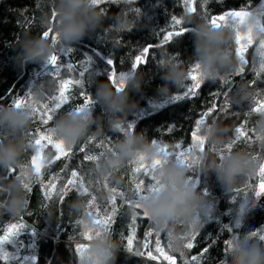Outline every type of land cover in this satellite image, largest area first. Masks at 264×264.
I'll return each mask as SVG.
<instances>
[{
	"label": "trees",
	"instance_id": "1",
	"mask_svg": "<svg viewBox=\"0 0 264 264\" xmlns=\"http://www.w3.org/2000/svg\"><path fill=\"white\" fill-rule=\"evenodd\" d=\"M260 3L261 0H197L195 4L197 12L187 14L184 11L183 0H132L131 3L128 0H105L101 5L94 7L101 14L100 26L89 36L71 45L74 51L64 56V61L77 65L78 72L80 61L85 56L92 54L96 71H103L105 68L103 56H110L114 61L112 67L119 74L131 70L135 56L140 54L143 47L151 44L153 47L150 49V57L146 64L137 69L138 75L142 78L141 91H130L129 94L130 101H135L137 107L127 114H117L122 121V127L126 128L128 123H132L135 131H143L149 141L155 139L161 146L167 144L169 150L174 151L177 143H182L184 147L191 143V131L195 129V121L200 118L203 111L217 102V111L206 117L205 123H216L226 129L223 134L226 145L234 138L235 128L247 121L245 130L247 137H250L252 142H249L247 138L242 139L233 146L232 151L259 153L258 156H261L264 155V151H261L259 141L256 139L257 124L261 116L256 113H252L250 116L245 115L253 106L254 99L240 103L235 102L238 99L237 92L241 86L247 87L254 94V98L257 91L264 88V84L259 82L255 86L251 83L257 79L251 59L254 49H250L246 54L249 63L244 65L245 72L240 76L230 77L234 80V87L230 93L232 103L225 112L220 111L224 104V97L214 95L224 87L220 79L214 82L204 80L201 88L197 90V95L185 101L172 103L171 97L186 91V87L192 83L188 78L179 86L169 83L167 97L157 96V87L164 83L161 79L163 73L159 66V61L163 58L162 54L166 53L170 57H176V60L181 62L186 71H189L190 66L194 63L192 58L194 38L191 33L185 34L182 38H174V42H170L168 45L155 47L161 43L163 36L162 33L156 34L158 28H167L173 14L181 17L184 21L188 16L199 21L205 20L202 18L204 14H208L210 18L211 15H221L225 11L239 10L241 7L250 12H259ZM137 7L141 10L139 15L132 11ZM53 9L54 0H0V96H2L0 104L11 105L14 97L23 95L36 83L44 84L45 92L50 90V86L46 87V85L52 80L47 77L46 73L38 75L46 69L44 64L29 63L21 68L18 53L21 51V44L25 39L42 36V32L47 28L45 16H48L51 23ZM260 19L264 23V17H260ZM124 21L132 22L133 26L122 28L120 25ZM258 38L259 36H257ZM49 41H51L50 38ZM58 47L59 45H57ZM96 51L101 53V57H95L94 52ZM230 51L237 61V66L240 67L235 56L234 39L230 42ZM62 75L64 78H69V75L78 78L75 73L68 74L66 69L62 70ZM32 79L33 84L29 85ZM83 79V87L72 86L68 93L69 104L59 110L54 120L50 121L47 126L41 123L39 115L32 116L26 131V143H30L35 138L34 133L38 127L42 130L50 128L55 120L65 112L82 105L84 97L81 96V92L86 93L95 101V89L100 81L109 83L115 90L108 80L107 74L91 77L86 74ZM56 89L57 85L54 82L51 89L53 95L56 94ZM158 105L159 107H157ZM92 112L96 122L91 125L86 135L72 146L73 154L69 157H62L58 161H45L40 178H37L32 172L31 156L34 154V150L29 147L20 155L19 163L14 167L15 172L11 176L8 174V169H0V187H5L10 182L17 180L16 176L22 170L28 173L24 179L32 187L31 192L24 189L27 203L19 214L14 215L6 210H0V235H2V228L6 227L8 223L23 219L28 225V229L22 232L19 238L23 241L22 248L14 249L11 246H6L10 251H15L17 256L35 255L37 258L35 264H80V257L75 251L76 245L90 243V241L84 240L82 235L85 230L81 223L84 214L91 211L92 215L96 216V205L99 206L101 214H104L105 209L111 210L112 206L108 203L111 193L104 187L102 177L99 185L91 186L90 194L80 195L77 191L72 190L67 193L63 201L55 194L51 200L46 199L44 195L46 189L41 188V181L47 184L55 177H60L59 180L54 181L59 189L66 183L72 170H79L81 174H84L96 169V162L84 160L85 154L79 152L80 147L87 145V154L99 155L101 152L104 153L108 147H114L123 138V132L110 126L109 116L102 111L98 103H94ZM173 124L176 127L169 132L168 129ZM29 133H33V135L30 136ZM0 134H2L0 138H3L4 134L2 132ZM90 137H95L96 140L92 144H87ZM101 142L104 146L97 147V144ZM225 145L223 149L227 151ZM210 147L206 143L205 151H209ZM46 151L50 150L46 149ZM210 155L216 157L215 151ZM131 161H125L121 167L107 174L109 188L115 187L118 191H124L129 196L133 194ZM258 164L259 160H257L254 172L249 176L239 178L234 189L228 192L222 189L214 174L205 176L199 174L196 169L189 172L193 179H198V190L202 194L207 189L209 194L205 198L214 210L209 216L202 217L203 228L199 229L200 235L191 250L183 248L184 258L191 260V257L195 255L200 258V264H220L221 261L227 260L226 240L231 239L238 231L251 232L264 229V197L257 199L253 194L259 182V177L256 175ZM98 175V172L92 171L93 178ZM139 178H143L142 174ZM249 184L252 185V189L247 187ZM238 188L242 191L237 196L235 190ZM245 192L249 199L242 210L241 204L245 202ZM91 195H95L97 200L93 207L89 208L88 202ZM234 196H236L235 199H233ZM6 199L7 193H0V202ZM79 201L85 204V208L77 211L73 208V204ZM117 203L121 204L119 197H117ZM137 211L140 212V210ZM140 214L142 215V212ZM131 218L132 209L126 205L119 207L117 215L114 217V223L108 230L111 238L118 245L116 264H157V261L147 259L146 254L137 257L126 251V237L130 232ZM237 221H239L238 227H236ZM149 223L147 220L140 221L138 219L137 225L134 226L137 230L134 250L146 253L143 240ZM224 225H228L233 231L229 232L223 227ZM32 229L36 230V237L31 236ZM186 233L185 225L182 222H177L174 226V234L184 237L187 236ZM253 239L264 243L257 237ZM33 240H35L34 246L29 247ZM154 246L155 237L153 236L149 245L153 252ZM205 247H208V252L201 257L200 253ZM172 254L177 256V264H183L180 252ZM154 255L158 254L154 252ZM0 264H4V262L0 261ZM9 264H17V262L11 261ZM23 264H34V262L29 259ZM159 264H167V261L161 258Z\"/></svg>",
	"mask_w": 264,
	"mask_h": 264
},
{
	"label": "clouds",
	"instance_id": "2",
	"mask_svg": "<svg viewBox=\"0 0 264 264\" xmlns=\"http://www.w3.org/2000/svg\"><path fill=\"white\" fill-rule=\"evenodd\" d=\"M55 22H49L45 16V24L51 27L58 38L57 45L71 46L84 37L89 36L101 24V14L92 6L91 0H54ZM52 14V12H51ZM259 12H251L243 28L251 27L256 36H262L257 27ZM52 21V20H51ZM185 22L192 25L194 63L199 64V71L203 80L217 81L228 78L238 69L237 61L230 51V42L235 39V32L225 27H213L206 20L195 21L192 16L185 18ZM122 28L132 27V22L124 21ZM52 41L40 37L25 39L18 53L21 68L29 63L44 64L57 50ZM163 63H159L162 71V85L157 87L158 97H167L168 84L182 85L188 77L181 62L168 54H162ZM123 89L119 92L112 86L100 81L95 89V103L109 116L110 126L118 129L122 121L117 114H127L137 107L135 101H130L131 92H139L142 87V78L136 71L123 72ZM44 84L36 83L31 87L34 100L40 101L45 96ZM236 103L251 101L254 94L247 87L241 86L237 92ZM257 124V136L260 137L259 147L264 151V115ZM32 119L30 108H16L12 105L0 104V169H9L17 166L22 152L29 147L26 143V131ZM96 122L92 111L75 109L69 110L55 120L50 131L53 137L63 141L65 146L71 147L86 135L91 125ZM226 129L216 123L201 125L200 135L204 136L210 145L209 151L197 153L192 163L199 174L205 176L214 174L218 183L226 192L232 191L239 178L251 175L257 167L256 157L245 151H223L225 145L224 132ZM215 148L216 157L210 155ZM161 145L149 141L143 131L136 132L134 127L123 133V138L111 150H106L96 162L99 174H110L125 161L143 156L145 161L161 159L162 163L157 170L160 185L154 192L144 194L140 199V208L147 213L153 228L160 232L173 234L172 248L176 252L183 251L185 240L174 234V226L182 222L187 235L198 230L202 217L214 209L205 196L198 190V183L189 172L192 168L188 164H181L174 160L164 161ZM222 157V158H221ZM7 199L0 202V210L11 214H19L25 207L26 195L24 187L18 180H14L3 187ZM73 208L80 211L85 208L82 201L73 204ZM95 216L84 214L81 223L85 230L99 231L93 235L87 251L80 258V264H116L118 245L111 238L109 231L99 228L93 223ZM250 232H237L233 235V242L227 250V260L223 264H264V243L253 239Z\"/></svg>",
	"mask_w": 264,
	"mask_h": 264
},
{
	"label": "snow or ice",
	"instance_id": "3",
	"mask_svg": "<svg viewBox=\"0 0 264 264\" xmlns=\"http://www.w3.org/2000/svg\"><path fill=\"white\" fill-rule=\"evenodd\" d=\"M105 0H91L92 6L96 7L104 3ZM129 3L132 0H128ZM197 0H183L184 11L187 14H194L197 12V7L195 6ZM103 11V9H102ZM132 11L136 12L137 15L140 14V8H134ZM251 14L250 11L246 10L244 7H241L239 10H228L225 11L221 15H211L210 18L208 14L203 15V19L208 21L213 27H225L231 29L235 32V56L237 57L240 67L236 71H234L228 78H221L220 81L224 86L222 90H218L214 95L216 97L223 96L224 104L223 107L220 108V111H227L230 107L232 101L230 99V93L232 91V87H234V80L230 77L240 76L245 72L244 65L249 63V59L246 58V54L249 53L250 49H254L252 53V62L255 70V75L257 77L256 80H253L251 83L255 86L258 82L260 84H264V35L257 36L254 35L253 29L251 27L244 29L243 26ZM260 17H264V0H261L260 3V11L257 19V27L260 33H264V23H262ZM52 22H55V11H52L51 14ZM192 26L186 23L181 17L173 14L171 16L170 22L167 24V28L159 27L156 32L157 35L163 34L162 41L160 44L155 45V47H162L168 45L170 42H174V38H182L185 34L191 33ZM42 36L46 39H51L54 45L58 44V38L56 33L53 31L51 27H47L46 30L42 32ZM153 45L149 44L146 47H143L140 51V54L136 55L133 63L131 65V70L136 71L139 66L146 64L148 58L150 57V49ZM74 49L71 46L65 47L63 45H59L57 50L48 58V60L44 63L45 68H50L51 70L46 73L47 77L50 78L53 82L56 83L57 89L56 94L51 95L47 98V102L44 101H36L33 99L31 90L27 91L23 95L14 97L12 99L11 105L16 108H30L32 112V116L39 115L40 121L44 126H47L50 121L54 120V117L58 113L59 110H62L64 106L69 104V91L73 85L83 87L84 85V77L86 74L91 77L93 75H103L107 74L108 80L115 87L116 91L119 92L123 89V72L117 74L116 70L113 66L114 61L110 56H103V61L105 64V68L103 71H96V66L94 63V56L89 54L85 56L79 64V71L77 72V65L73 63H69L64 61V56L73 53ZM95 57H101V53L99 51L94 52ZM176 59V57H172ZM163 60H160L159 63H163ZM258 64V67L256 65ZM66 69L68 74L75 73L78 78L69 75V78H64L62 75V70ZM192 83L191 85L186 87V91L183 94H177L171 97V102L176 103L177 101H185L186 99H191L197 95V90L201 88L204 80L201 77V73L199 71V64L193 63L190 66L188 77ZM44 86V85H42ZM81 96L84 97L83 103L80 106L75 107L74 109L77 111L87 110L92 111V107L94 105V101L90 96L86 93L81 92ZM2 99V96H0ZM159 107V105L157 106ZM218 109V103L214 102L211 107H209L206 111L201 113L199 119L195 121V129L191 131V143L184 147L182 143H177L175 145V150L170 151L169 146L164 144L161 146L160 151L163 154L164 161L174 160L181 164H188L189 167L195 171V165L192 163L193 159H195V155L197 153H202L205 151L206 139L204 136L200 135L201 125L205 124V119L213 112H216ZM252 113H256L259 115H264V88H261L257 91L256 97L254 98L253 106L245 113L246 116H250ZM247 121L242 123L240 126L235 128V136L234 138L225 145V149L227 151H232L233 146L240 142L242 139L247 138L249 142L251 141L250 137H247V131L245 130V124ZM134 127L132 123H128L127 127H119L118 130L121 132H125L127 130H131ZM176 127L175 124L169 127V132L173 131ZM29 135H33V133H29ZM2 136V134H0ZM35 138L29 143V148L34 150V154L31 156V168L32 172L35 174L37 178L42 176V169L45 165V161H58L62 157H69L73 154L72 146H65L63 141L57 140L53 137L50 128H46L42 130L41 128H37L34 133ZM258 141L260 137L256 138ZM96 140L95 137H90L87 141V144H92ZM157 141L154 139L153 143ZM104 146L103 142L97 144V147ZM54 150V156L49 154L45 155V150L48 148ZM86 147H80L79 152L84 153V160L90 162H97L98 158L103 155L101 152L99 155L95 154H87ZM108 150H111V147H108ZM213 151L215 148L213 147ZM224 149L221 150L223 152ZM222 158V157H221ZM256 160H259L258 171L256 175L259 177V182L255 187L254 196L257 199L264 197V155L257 156ZM162 160L157 158L152 160L150 163L145 161L143 156H138L137 158L131 161V180L133 183V194L129 196L124 191H118L117 188L112 187L109 188L107 180L108 176L104 174H99L95 178L92 176V171L90 170L84 174H81L79 170H72L70 177L67 179L66 183L61 185L59 189L57 188V183L55 180H59L60 177H55L54 180H50L47 184L41 181V188L46 189L44 192L45 198L51 200L53 198V194H55L61 201L65 198L68 192L75 190L80 195L90 194V188L93 184L99 185L101 183V177L104 181V187L109 190L111 193L108 203L112 206L111 210L105 209L104 214L100 213L99 206L96 205V216L93 220V223L97 226V229L103 228L105 230H109L114 223V217L117 215L118 208L126 205L130 209H132V218L130 232L126 237V251L133 256L142 257L147 256V259L152 261H159L161 258L164 261H167V264H177V256L172 253L176 252L172 248V239L173 234L169 232H160L155 230L152 227V222L150 218L147 216V213L141 210L140 208V199L144 198V194L148 192H154L158 189L160 185L159 177L157 175V170L161 165ZM15 172V168H9L8 174L11 176ZM140 174H142L143 178H139ZM28 173L26 171H21L19 175L16 176V179L21 183V185L27 191L31 192L32 187L29 183L25 182L24 177H26ZM198 177V176H196ZM194 181L198 183V179L195 178ZM249 189H252V185H247ZM237 196L240 194L242 189H236ZM0 193H4L3 187H0ZM208 191L205 189L203 191L204 196H208ZM117 197L120 198L121 204L118 205ZM236 196L233 197L235 199ZM248 194L245 192V202L241 204V209L243 210L245 204L248 203ZM97 200L95 195H91V199L88 202L89 208L93 207ZM137 210L142 212V215ZM88 215H92V212H87ZM210 213H206L205 216H209ZM138 219L140 221L147 220L149 221V227L146 229L143 240V247L146 250L145 252L134 250V241L137 239V230L135 225L138 223ZM239 226V221H237L236 227ZM229 232H232L233 229L228 225H224ZM200 228H203V223H201ZM199 228V229H200ZM28 229V225L21 219L18 222L8 223L6 227L2 228V235H0V261H3L4 264H9L11 261L17 262V264H23L24 261L32 260L35 264L36 256H17L15 251H10L8 247L11 246L14 249L22 248L23 241L19 239L21 237L22 232ZM199 229L192 232L191 235H187L181 237L186 242L183 247L191 250L195 246V242L197 241L198 235H200ZM164 233V235H162ZM31 236L36 237L37 232L35 229L31 230ZM99 235V231H93L92 229L84 230L82 235L84 240L91 241L93 235ZM250 235L252 237H257L259 241H264V229H260L258 231H251ZM155 237V246L154 252L158 255H154L153 249L149 247L151 243V238ZM166 241V243H165ZM233 242V236L231 239L225 241L226 252L230 245ZM35 240L31 241L29 247L34 246ZM87 244L79 243L76 245L75 251L77 255L82 258L85 252L87 251ZM208 252V247H205L200 256L202 257L205 253ZM180 257L183 259V264H200V258L198 256H192L191 260L184 258V253L180 252ZM223 264V261L220 262Z\"/></svg>",
	"mask_w": 264,
	"mask_h": 264
},
{
	"label": "rangeland",
	"instance_id": "4",
	"mask_svg": "<svg viewBox=\"0 0 264 264\" xmlns=\"http://www.w3.org/2000/svg\"><path fill=\"white\" fill-rule=\"evenodd\" d=\"M51 69L50 68H46L45 70H43V71H41L40 73H38V75L40 76V75H42V74H44V73H47L48 71H50ZM36 74H34V76H35ZM37 76V75H36ZM33 84V79L31 80V82L29 83V85H32ZM54 84V82H48L47 83V85H46V87H48V86H50L49 87V89L50 90H47L46 92H45V96L43 97V98H41V100L40 101H44V102H47V98L49 97V96H51V95H53V91L51 90L52 89V85ZM72 88V87H71ZM50 151H46L45 150V155L47 156V155H49V154H51V155H54L55 153H53L54 152V150H52L50 147L48 148ZM47 149V150H48ZM53 153V154H52Z\"/></svg>",
	"mask_w": 264,
	"mask_h": 264
},
{
	"label": "crops",
	"instance_id": "5",
	"mask_svg": "<svg viewBox=\"0 0 264 264\" xmlns=\"http://www.w3.org/2000/svg\"><path fill=\"white\" fill-rule=\"evenodd\" d=\"M45 166V165H44Z\"/></svg>",
	"mask_w": 264,
	"mask_h": 264
}]
</instances>
